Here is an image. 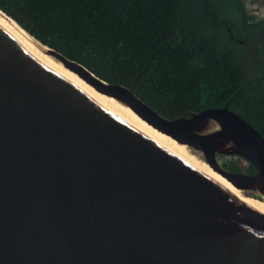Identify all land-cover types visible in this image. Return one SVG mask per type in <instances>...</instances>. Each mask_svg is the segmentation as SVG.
<instances>
[{
    "label": "water",
    "instance_id": "95a60500",
    "mask_svg": "<svg viewBox=\"0 0 264 264\" xmlns=\"http://www.w3.org/2000/svg\"><path fill=\"white\" fill-rule=\"evenodd\" d=\"M42 45L25 46L0 20V264H264V216L98 90L264 202V137L253 125L226 106L166 118ZM220 154L256 171H229Z\"/></svg>",
    "mask_w": 264,
    "mask_h": 264
},
{
    "label": "trees",
    "instance_id": "16d2710c",
    "mask_svg": "<svg viewBox=\"0 0 264 264\" xmlns=\"http://www.w3.org/2000/svg\"><path fill=\"white\" fill-rule=\"evenodd\" d=\"M0 10L166 118L226 106L264 137V65L246 61L264 16L250 14L245 0H0ZM255 171L248 163L245 172Z\"/></svg>",
    "mask_w": 264,
    "mask_h": 264
},
{
    "label": "bare ground",
    "instance_id": "6f19581e",
    "mask_svg": "<svg viewBox=\"0 0 264 264\" xmlns=\"http://www.w3.org/2000/svg\"><path fill=\"white\" fill-rule=\"evenodd\" d=\"M0 20L4 22L12 31L13 33L20 39V41L29 48H38L42 47L47 49V47L43 46L38 42L35 38H33L29 33H27L22 27H20L12 18L7 16L5 13H3L0 10ZM98 96L100 101L107 106L112 111L118 113L120 116L125 118L127 121H129L132 125L135 127L143 130L147 134H149L151 137L156 139L157 141H160L170 149L176 151L177 153H180L187 159H189L190 162H192L194 165L198 166L199 168H202L203 170H206L213 178H215L217 181H219L222 185H224L227 189L230 190V192L236 196L237 198L241 199L242 201L246 202L250 207H252L254 210H256L259 214L264 216V209L258 206L257 204H253L246 199H244L241 196V193L244 192H252L254 195H256L252 190L242 191L235 187V184L219 169V167L214 164L213 162L206 159L203 154L197 150H195L190 145L186 144L185 142H181L176 138H173L169 136L168 134L164 133L157 127L151 125L141 117H139L134 111L122 100L117 98L114 95H111L104 86L103 83H101L100 88L98 90ZM198 152L202 155V158L206 161L207 168L204 164L199 162L190 152V149ZM258 196V195H257ZM264 203V202H263Z\"/></svg>",
    "mask_w": 264,
    "mask_h": 264
},
{
    "label": "rangeland",
    "instance_id": "374dc122",
    "mask_svg": "<svg viewBox=\"0 0 264 264\" xmlns=\"http://www.w3.org/2000/svg\"><path fill=\"white\" fill-rule=\"evenodd\" d=\"M245 4L247 7V10L250 14L254 15L257 18H261L264 16V0H245ZM190 149V148H189ZM191 154L202 164H204L207 168L206 161L202 158V155L198 152H195L190 149ZM217 163L219 165H223L224 163L228 164L229 162L234 163L238 168H240L243 172L248 168V163L244 159H241L238 156L234 155H217L216 157ZM248 194L254 195L252 192H248ZM242 196V195H241ZM250 196V195H249ZM257 196V195H255ZM243 197V196H242ZM258 197V196H257ZM247 201L257 204L261 208L264 209V203L261 201H256L253 197H243ZM255 200L256 202H254Z\"/></svg>",
    "mask_w": 264,
    "mask_h": 264
},
{
    "label": "flooded vegetation",
    "instance_id": "af4514ba",
    "mask_svg": "<svg viewBox=\"0 0 264 264\" xmlns=\"http://www.w3.org/2000/svg\"><path fill=\"white\" fill-rule=\"evenodd\" d=\"M246 44L248 57L246 61L252 68H255L254 70H257L259 65H264V34H258L252 38L251 43Z\"/></svg>",
    "mask_w": 264,
    "mask_h": 264
}]
</instances>
